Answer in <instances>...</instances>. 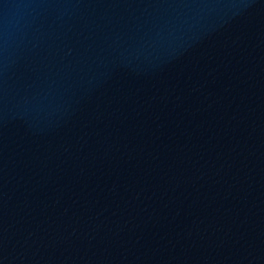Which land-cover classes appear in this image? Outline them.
Returning <instances> with one entry per match:
<instances>
[{
	"label": "water",
	"instance_id": "95a60500",
	"mask_svg": "<svg viewBox=\"0 0 264 264\" xmlns=\"http://www.w3.org/2000/svg\"><path fill=\"white\" fill-rule=\"evenodd\" d=\"M0 264H264V0H0Z\"/></svg>",
	"mask_w": 264,
	"mask_h": 264
}]
</instances>
